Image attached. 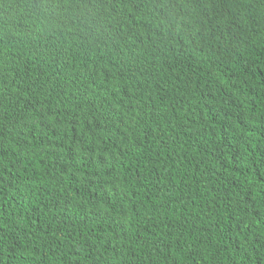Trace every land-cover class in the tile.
<instances>
[{"label":"trees","instance_id":"trees-1","mask_svg":"<svg viewBox=\"0 0 264 264\" xmlns=\"http://www.w3.org/2000/svg\"><path fill=\"white\" fill-rule=\"evenodd\" d=\"M0 264H264V0H0Z\"/></svg>","mask_w":264,"mask_h":264}]
</instances>
